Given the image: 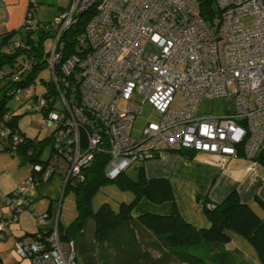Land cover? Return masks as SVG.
I'll return each mask as SVG.
<instances>
[{"label": "built area", "instance_id": "obj_1", "mask_svg": "<svg viewBox=\"0 0 264 264\" xmlns=\"http://www.w3.org/2000/svg\"><path fill=\"white\" fill-rule=\"evenodd\" d=\"M23 27L35 31L37 0H28ZM97 0H74L54 18L56 36L47 53V70L59 98V111L44 116V126L74 145L69 176H79L94 154H105V175L146 163L164 152L201 153L259 164L264 150V0H101L80 42L81 54L65 56L60 38L76 16ZM245 19L254 24L245 26ZM23 44L16 41L13 47ZM46 47V43H45ZM28 97L29 91H25ZM181 93V108H174ZM223 99L221 115H200L205 100ZM42 96L30 113L38 114ZM148 104L158 114L133 136L136 117ZM65 124L58 130L59 123ZM82 133L87 149L81 147ZM0 136L5 139L6 132ZM13 144L18 145L16 137ZM62 150V149H61ZM48 181L50 167L34 166ZM31 174L16 190L0 192V241L5 230L27 211V193L36 187ZM29 210V209H28ZM45 214L39 227L51 229L42 247L33 237L14 249L32 264H77L75 242H63L58 223ZM0 264H3L0 258Z\"/></svg>", "mask_w": 264, "mask_h": 264}, {"label": "trees", "instance_id": "obj_2", "mask_svg": "<svg viewBox=\"0 0 264 264\" xmlns=\"http://www.w3.org/2000/svg\"><path fill=\"white\" fill-rule=\"evenodd\" d=\"M100 1L97 0L93 7L78 14L75 24L60 38L65 56L87 51V47L80 42V39ZM36 8L37 12L38 1ZM63 12L57 13L56 17ZM38 25L40 26L35 31L22 27L24 33L18 40L22 42V47L15 48L12 45V49L8 47V51H4L5 46L1 45L0 133L6 132L7 136L1 140L3 143L0 144V152L17 155L21 161L29 160L32 164V174L38 175L36 187H41L48 181H43L40 178L42 175L35 174V165H40L43 170L50 167L54 175L60 173L58 158L67 162L64 174V196L68 192L74 195L77 214L67 229H62L58 223L61 240L66 242L73 239L81 231L86 219L91 218L95 222L97 248L105 264H211L209 257L206 260L199 253L206 249L212 252L216 248L224 247L230 244L235 236H240L249 242L255 249L260 263L264 264V218L250 204L243 203L236 191L219 204H212L208 197H200L199 201L209 223L207 227L197 228L181 216L170 180L148 178L145 163L135 165L138 171L136 180L130 179L126 171L111 180L105 175L108 156L94 154L92 161L82 167L79 176L68 177L71 158L75 152L74 145L60 141V147L56 148L57 130L49 132L42 140L29 138L21 130L19 122L22 116L17 115L16 110L10 106L12 101H16L19 107L31 101V105H36L38 98L42 96L44 103L39 109L42 118L53 111H59L60 100L53 81L45 83L41 79L42 83L46 84L45 89L40 94L31 95V90L37 89V79L44 70H47L45 43L56 36L54 20L51 22L38 20ZM13 36L14 33L7 34L2 39L9 40ZM27 90L29 95L25 97L24 92ZM64 125L62 122L59 123L58 130L63 129ZM14 137L18 140L17 146L13 144ZM46 145H50V155L48 159H42ZM80 148L84 151L87 149V138L83 133ZM180 154L188 156L192 153ZM188 158L192 157L189 155ZM257 160L259 164L264 165V150ZM109 183H113L122 191L132 193V201L121 203L118 211H114L108 203L93 211L94 196ZM142 200L154 205L169 203L171 210L165 215L147 212L135 216L134 210ZM256 201L264 210V201L258 198ZM28 209L33 212L30 205ZM50 232V228L39 227L37 232L26 236L33 237L44 247ZM151 250L156 251L159 257L154 258L150 253Z\"/></svg>", "mask_w": 264, "mask_h": 264}, {"label": "crops", "instance_id": "obj_3", "mask_svg": "<svg viewBox=\"0 0 264 264\" xmlns=\"http://www.w3.org/2000/svg\"><path fill=\"white\" fill-rule=\"evenodd\" d=\"M37 1L39 5H41L40 0ZM71 2L72 0H70L65 6H62L60 8L61 10L57 11V13L67 11L71 6ZM28 7V0H0V44L4 45V48L10 47V45H13L14 42H16L14 41V37L3 41L2 38L5 35L11 33H14L15 35L22 32ZM40 7L41 6H39V8ZM57 13H55V17ZM189 155L192 158H188ZM189 155L183 156L180 153L164 152L156 159L145 163V171L148 178H168L170 180L175 193V199L179 212L185 221L197 228L207 227L209 222L205 216L199 198L208 197L212 204H219L234 191L238 193L243 203L250 204L264 218V215H262L259 211L261 207L256 201L257 198L264 201V165L258 164L253 167L252 161L244 157L229 159L228 162L223 165L219 158L211 155L201 153H192ZM20 162L23 164L24 162L30 161L27 160ZM30 165L21 176L14 179L12 184L1 185L0 192L6 195L14 192L17 186H19L22 181H25L32 174L31 162ZM56 174H60L62 180L61 195L64 197V175H62V173ZM53 176L43 186L36 187L27 193V199L31 208L37 197L44 196H48L51 199L49 208L51 207L52 198L58 194V187L60 186L57 179L51 184L50 181H52ZM32 210L34 213L33 208ZM170 210L171 205L169 203L154 205L147 200H142L135 208L134 215L139 216L147 212L165 215L168 214ZM27 211L30 213L32 212L29 210ZM49 211L50 210L47 212ZM4 214V211H0V218L4 216ZM35 216L37 215L35 214ZM20 220V217H18L17 222L19 223ZM48 222L49 225H54L51 221ZM59 225L63 229V226L60 223ZM87 225L89 226L87 236L85 237L90 239V234H92L94 244L86 247L84 245V237L82 235L75 236L72 239L75 242L76 263L105 264L101 260L95 241V222L92 219V221H89ZM37 231L38 230L30 232L25 231L23 234L15 236L14 245L18 239ZM7 240L8 237L5 236L1 242H5ZM232 241L234 243L237 242L235 237ZM238 250V248H234V245L230 243L224 247L214 249L210 255V260L214 261V264H217L218 262L215 263V261H217V256L218 259L221 260H225L226 258L230 259L232 258L231 252L238 253ZM221 262L222 264L224 263L223 261H219L220 264ZM224 264L231 263L229 262Z\"/></svg>", "mask_w": 264, "mask_h": 264}, {"label": "rangeland", "instance_id": "obj_4", "mask_svg": "<svg viewBox=\"0 0 264 264\" xmlns=\"http://www.w3.org/2000/svg\"><path fill=\"white\" fill-rule=\"evenodd\" d=\"M69 1L70 0H40L41 5L39 6L41 7L38 8V11L36 12V17L40 21L51 22L55 18V13L61 10L60 8L68 4ZM73 1L74 0H72L71 2V6L73 4ZM253 24H254L253 19L244 20V25L247 27ZM23 33L24 32L22 31L21 33L15 34L13 36L14 41H18L23 35ZM51 42H52L51 40H48L46 42V47H45L46 51L50 49L52 45ZM1 48L2 47L0 44V53L2 52ZM9 48L12 49V45H10ZM5 49L6 50L4 51H8V48ZM41 79H43V82L45 83L52 82V76L50 72L48 70H44V72H42L40 77L37 79V85H36L37 89L35 91L31 90V95L40 94L43 91V89H45L46 84H43ZM181 97H182L181 93H178L176 95L175 102L173 104L174 108H181L182 105ZM31 104L32 101L29 102L27 105L19 107V104H17L16 101H12L10 103V106L16 110L17 115L22 116L19 122V126L21 130L24 133H26L29 138L42 140L48 136L49 131L44 126V119L39 113L38 114L30 113L29 109ZM226 108H227V103L223 99L205 100L201 104L199 114L221 115L226 110ZM157 120H158V114L152 109L150 105L146 104L143 108V111L136 117V120L133 124V131H132L133 136H138L147 122L157 121ZM1 140L2 138L0 136V144L3 143ZM49 153H50V145H46L41 158L46 159ZM58 160L60 167L59 172L62 173V175H64L66 171L65 168L67 166V162H65L61 158H58ZM20 161L21 160L18 158L17 155H12L11 153L4 151L0 152V188L1 185L12 184L14 182V179L21 176L26 171L27 167L30 165V162H24L23 164H21ZM137 172H138L137 167L132 166L129 169H127L125 173L130 179L136 180ZM56 179L58 180V184L60 186L58 187V194L54 198H52L51 207L49 208L51 199L48 196L37 197V199L32 204L34 213L33 212L30 213L28 211L23 212L19 216L21 219L20 222L19 223L17 221L13 222L9 226L10 228L8 227L5 230V233H7L5 234V236L8 237V240L5 242L0 241V257L3 261V264H32L31 261L28 259L19 258L18 254L14 249V242H15L14 237L23 234L25 231L30 232V231L38 230V223L42 221L43 216L47 214L48 210H50L48 213L49 214L48 221H51L53 224H56L59 221V223L63 226V229H67V227L75 219L77 211H76L74 195L68 192L64 197H62L61 195L62 180L60 174H54L52 181L50 182L52 184ZM23 182L24 181H22L21 184ZM132 199H133L132 193L128 191H122L118 189L113 183H109L103 186L101 190L97 192V194L94 196L92 200V209L93 211H97L103 204L108 203L113 208L114 211H118L121 203L124 202L130 203ZM259 211L262 215H264V210L262 209V207L261 209H259ZM35 214L37 216H35ZM89 221H92V219L91 218L86 219L81 231L76 234V236L82 235L84 237V245L86 247L94 244L92 234H90V239H87V237H85L87 236V230L89 226L87 225V223ZM235 238L237 242L234 243L233 241H231V244L234 245V248L236 247L239 249L238 253L231 252L232 258L230 259L226 258L225 259L226 261L223 260V262L224 263L230 262L231 264H261L253 246L240 236H235ZM108 252L109 251H107V254H109ZM198 252L199 251H197V253ZM150 253L154 258L159 257V254L154 250H151ZM211 253L212 252H210L209 249H206L200 252L199 254L207 260L208 257L210 258ZM219 261L222 260L218 259L217 256V261H215V263L217 262L219 263ZM211 264H214V261H211Z\"/></svg>", "mask_w": 264, "mask_h": 264}]
</instances>
